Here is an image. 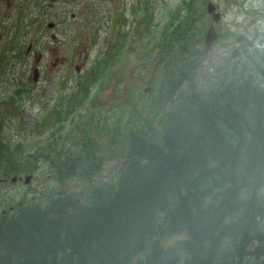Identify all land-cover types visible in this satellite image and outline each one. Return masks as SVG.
Instances as JSON below:
<instances>
[{"label": "trees", "instance_id": "1", "mask_svg": "<svg viewBox=\"0 0 264 264\" xmlns=\"http://www.w3.org/2000/svg\"><path fill=\"white\" fill-rule=\"evenodd\" d=\"M196 22L203 20L195 16L162 35L155 64L162 80L147 104L131 111L136 123H125L121 140L117 131L106 135V122L98 118L95 126L88 117L75 153L67 113L53 108L28 130L17 100L0 95V192L44 164L60 184L39 191L40 200L4 203L0 264H175L180 254L187 264H264V237L254 238L242 223V208H252V221L264 208V79L246 59L208 80L201 73L206 29ZM77 97L84 90L74 103ZM136 98L129 87L128 99ZM19 115L13 132L38 142L10 139L7 118ZM88 141L95 145L85 147ZM109 153L119 161L104 160ZM104 164L117 175L93 180ZM73 177L86 184L80 193L67 191ZM238 245L245 253L225 261L222 252Z\"/></svg>", "mask_w": 264, "mask_h": 264}, {"label": "rangeland", "instance_id": "2", "mask_svg": "<svg viewBox=\"0 0 264 264\" xmlns=\"http://www.w3.org/2000/svg\"><path fill=\"white\" fill-rule=\"evenodd\" d=\"M86 0L82 1V4ZM109 1L106 5L105 2L100 0H94L96 4H101L107 9L98 13V40L88 50L82 54L81 51L85 49V45H82L80 53L66 52V53H46L41 52L44 57L42 68H39L37 80H34L33 70L36 69L34 65L37 61L38 53H32L26 55L24 52H15L13 60L9 66L5 59V51L0 52V95H3L4 99L10 97L15 98L23 112V123L27 129L34 124L41 116L53 111V108L58 107L62 113H67L64 118H68L71 121V125H66L65 129L70 131L71 144L75 143V147H69L74 149L75 153L79 152V139L82 136L83 128L88 125L86 118H95V126L100 125V121L106 122L108 125L106 135L110 136L114 131L119 135L118 140L122 139L123 134L121 129L125 127V123H136L137 116L131 111H135L137 108L145 106L147 99L151 97V88L162 80V74L160 71L155 70V64L158 62L160 56V50L153 63L152 58H147V52L158 48L160 35L164 33H171L176 27L175 24H179L180 20H183V15L189 18L188 23L192 18L198 14L197 21L203 20V22H196L195 27L206 29L209 21L207 16L203 18L207 7L205 9V2L207 0H157L161 4V10L157 14H153L155 0H118ZM186 3L191 2V7L187 9ZM115 3V4H113ZM144 3L147 7V13L143 14L140 10V4ZM221 6L224 5L222 0H219ZM110 6V11H108ZM225 25L222 29L225 33V38L221 39L217 45L214 46L209 56L204 59L202 63L201 73L208 75V80L218 77L225 66L234 64V61H242L246 63V59H250L251 64L261 72V78L264 79V48H258L259 54L254 55L251 50L242 52L236 56L231 47H228L234 40V34L240 32H250V4L246 3L240 7L241 10L235 5V0H229L225 3ZM116 8V16L118 13H124L128 20L127 32L130 38V48L128 50V63L127 75L123 73L121 68V62L126 64V61L119 57L117 59H110L111 48H107L108 36L105 30L106 23L109 22L111 9ZM206 10V11H205ZM77 14L80 12L76 10ZM33 12H37L35 5L33 6ZM207 14V13H206ZM169 18L174 21V25L171 26L168 23ZM145 19H150L152 24L146 27V32L140 37L136 36L133 40V32L129 26H134ZM148 23V21H146ZM185 23V24H186ZM172 24V23H171ZM184 24V25H185ZM197 32L199 30L195 29ZM27 31V30H26ZM32 31V30H29ZM207 33V30H206ZM36 37L37 34L32 35ZM88 36V35H86ZM45 39V36H44ZM139 39V41H138ZM163 39V37H162ZM48 41V40H47ZM50 45V42L48 43ZM134 45V48L132 46ZM153 45V47L151 46ZM233 47V46H232ZM203 48V45L201 46ZM79 51V47L78 50ZM151 55L154 52L150 53ZM145 55L142 62L141 56ZM154 56V55H153ZM87 58V65L77 70L72 64L80 62ZM65 61V63H63ZM55 63V65H52ZM63 63V64H61ZM6 71L5 73H3ZM126 70L124 69V72ZM207 78L202 79V83L206 82ZM155 82V83H154ZM159 86V85H158ZM157 86V88H158ZM129 87H133L137 92V98L135 103H132L129 97ZM84 90L85 97H77V102H73L75 95ZM12 105L10 104L9 108ZM97 108V109H95ZM46 109V111H45ZM68 109L69 112L65 110ZM92 109H95L91 111ZM108 111V114L106 113ZM21 116L12 117L8 116V123L6 125L11 136L10 139L15 143L28 145V142H38L36 136L31 135V138L27 135H17L16 127L20 122ZM63 118V119H64ZM116 141L115 139H113ZM103 145H108V140L100 141ZM118 144V146H122ZM94 141H88L85 147H93ZM27 150V148L25 149ZM100 155H103L101 150H98ZM117 154L119 152H116ZM77 161H83L80 157H75ZM43 158L41 159V161ZM104 160L110 162H118L119 158L114 157V153H109ZM48 164L36 167L34 173L35 177H25V174H21L22 178L17 179L16 182L9 181L3 191L0 192V211L6 209L4 203L13 202L16 204L19 201H24L25 204L40 200L39 191L42 189L52 190L58 188L60 184H56L50 178V174L47 170ZM117 175V168L113 164H104L103 168L97 173V176L93 179L101 178L103 180H109ZM27 178H30L28 181ZM84 180V179H83ZM67 191H73L80 193L79 189L85 187V183L82 179L77 177L70 178L67 182ZM65 186V185H64ZM263 189L259 190V200L264 202V183L261 185ZM63 189V186H62ZM42 205H46L41 202ZM245 210V217L242 218V223L245 224V228L252 234H255L257 239L264 237V208L261 212L250 219L248 212L252 208H242ZM255 209V208H254ZM249 217V220H248ZM232 241L234 232L229 236ZM178 239V238H177ZM261 241H258L255 246L259 247ZM264 244V243H263ZM232 246V245H231ZM238 248H232L224 250L221 256L225 261H230L233 255H240L244 252L243 246L238 245ZM264 246V245H263ZM208 248V246H207ZM245 253V252H244ZM243 253V254H244ZM175 264H187V257L185 254H180L175 258Z\"/></svg>", "mask_w": 264, "mask_h": 264}, {"label": "flooded vegetation", "instance_id": "3", "mask_svg": "<svg viewBox=\"0 0 264 264\" xmlns=\"http://www.w3.org/2000/svg\"><path fill=\"white\" fill-rule=\"evenodd\" d=\"M83 0H0V52L5 53V59L7 66L16 60L13 57L15 52H24L26 55L32 53H38L37 61L34 67L36 69L42 68L44 57L39 54L41 52L51 53H80L82 45H85L82 54L88 50L98 40V13L107 9L101 4H96L94 0H86L82 4ZM105 2L106 5L109 1H115L120 3L118 0H100ZM224 5L229 0H222ZM212 2L216 11L221 14V22L216 25V29L219 33L218 41L212 46L209 54L213 50L214 46L218 42L225 38V33L222 31L225 25V6H221L219 0H207L205 2V9L208 8V4ZM190 3L186 4L187 9L190 7ZM246 3L250 4V32H240L234 34V40L228 45L231 47L233 53L238 56L242 52L251 50L254 55L259 54L258 43L264 44V26L259 24V21L264 19V5H257L255 0H235V5L239 10L240 7ZM115 4V3H113ZM37 8V12H33V6ZM80 12L77 14V10ZM140 10L143 14L147 13V7L145 8L144 3L140 4ZM161 10V4L155 0L152 13L157 14ZM110 11V6H108ZM206 11V10H205ZM207 13V14H206ZM207 16L209 23H211L212 17L208 14V11L204 13L203 18ZM178 25H184L189 18L183 15ZM198 19V14L196 15ZM148 21V23L146 22ZM176 20L169 18L168 23L173 26ZM151 22L150 19H145L141 23L129 26L133 32V40L137 36L140 37L146 32V27H149ZM172 23V24H171ZM206 26V30L209 27ZM128 20L124 13H118L116 16V8L111 9L109 22L106 23L105 30L108 36L107 48H111L110 59L122 57L125 63L121 62L123 73L127 75V66L129 67L128 50L130 48V38L127 32ZM27 30V31H26ZM32 30V31H29ZM36 33L37 36L32 35ZM88 35V36H86ZM205 35V34H204ZM45 36V39H44ZM241 37H246L240 40ZM138 39V41H139ZM48 40V41H47ZM50 42V45L48 43ZM161 43V35L159 39L158 49L148 51L147 58L156 59L159 52ZM204 46V39L202 41ZM153 47V45H151ZM233 46V47H232ZM79 47V51L78 50ZM134 48V45L132 46ZM4 50V51H3ZM154 52V54H150ZM154 55V56H153ZM209 56V55H208ZM145 55L141 56L142 62L144 61ZM80 62L72 64L77 70L87 65V58ZM155 61H153L154 63ZM65 63V61H63ZM61 63V64H63ZM55 65V63H52ZM124 69L126 70L124 72ZM4 71L3 73H5Z\"/></svg>", "mask_w": 264, "mask_h": 264}, {"label": "water", "instance_id": "4", "mask_svg": "<svg viewBox=\"0 0 264 264\" xmlns=\"http://www.w3.org/2000/svg\"><path fill=\"white\" fill-rule=\"evenodd\" d=\"M215 5L210 2L208 4V14L212 17L211 23L209 27L207 28V33L204 35V56L207 57L209 55V52L212 48V46L218 41L219 39V33L216 29V25L221 22V14L220 12H217ZM245 39L246 42H248V39L246 37H241L240 40ZM38 69H35L33 72L34 80H37L38 74L36 72ZM31 177V176H29ZM30 178H27L26 181H28ZM17 178H13L12 181L16 182Z\"/></svg>", "mask_w": 264, "mask_h": 264}, {"label": "clouds", "instance_id": "5", "mask_svg": "<svg viewBox=\"0 0 264 264\" xmlns=\"http://www.w3.org/2000/svg\"><path fill=\"white\" fill-rule=\"evenodd\" d=\"M255 2H256L257 5H264V0H255ZM259 24L264 26V19L260 20ZM258 47L264 48V44H259L258 43Z\"/></svg>", "mask_w": 264, "mask_h": 264}]
</instances>
